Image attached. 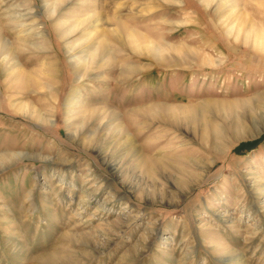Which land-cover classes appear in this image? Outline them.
I'll use <instances>...</instances> for the list:
<instances>
[{"label": "rangeland", "instance_id": "obj_1", "mask_svg": "<svg viewBox=\"0 0 264 264\" xmlns=\"http://www.w3.org/2000/svg\"><path fill=\"white\" fill-rule=\"evenodd\" d=\"M0 264H264V0H0Z\"/></svg>", "mask_w": 264, "mask_h": 264}, {"label": "bare ground", "instance_id": "obj_2", "mask_svg": "<svg viewBox=\"0 0 264 264\" xmlns=\"http://www.w3.org/2000/svg\"><path fill=\"white\" fill-rule=\"evenodd\" d=\"M45 75V74H44ZM47 75V74H46ZM35 80V79H34ZM27 81V80H26ZM37 81V80H36ZM35 82V81H34ZM43 85V84H42ZM53 85V84H52ZM28 86V85H27ZM41 86V85H40ZM51 88V86H49ZM40 88V87H39ZM44 89V88H43ZM26 90V89H25ZM37 90V89H36Z\"/></svg>", "mask_w": 264, "mask_h": 264}]
</instances>
